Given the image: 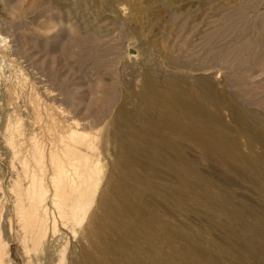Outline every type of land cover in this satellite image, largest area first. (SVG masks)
<instances>
[{"label":"rangeland","instance_id":"1","mask_svg":"<svg viewBox=\"0 0 264 264\" xmlns=\"http://www.w3.org/2000/svg\"><path fill=\"white\" fill-rule=\"evenodd\" d=\"M68 143L100 179L30 264H264V0H0L4 263L19 165Z\"/></svg>","mask_w":264,"mask_h":264},{"label":"bare ground","instance_id":"2","mask_svg":"<svg viewBox=\"0 0 264 264\" xmlns=\"http://www.w3.org/2000/svg\"><path fill=\"white\" fill-rule=\"evenodd\" d=\"M9 127L8 129H10ZM77 133L79 132L70 131V135H68L67 137L68 138L71 137L75 143H78L81 146L85 145V147H88L89 141L87 142L86 140L87 138ZM19 135H16V136L13 135V136L17 138L19 137ZM11 136L12 134L10 135V137ZM10 139H13V138H10ZM63 139H61V141ZM14 140L16 139H13V141ZM18 140H20V137ZM67 140H70V139H67ZM8 144L11 145L12 143H8ZM62 145H63V142H62ZM58 146H59V143H58ZM78 146L71 144V143L65 144L63 151H62L63 154L61 153L62 156L60 155L58 156V153H59L58 151H56L58 152L56 155L55 152L53 153L55 149L53 151H51L52 150L51 149L50 151L52 153L49 154V160H48V162L50 163V167H49L50 176H45V178L43 174L45 175L46 173L42 172L43 171L42 170V166H43L42 159L47 158V157L42 158V154L39 153V151H41L42 149L38 150L39 149L38 147V148H35L34 150L32 147V150H34V152L31 151L33 152V154H30V156L32 155L33 161L32 160L30 161L34 162V165L36 166V170L28 169V167H26V164L23 163L27 159L26 156H25L26 158L25 160H23L24 158L22 159L23 161L17 157V159H19L18 161L21 160L20 162L23 164L19 165L21 166V168H20L18 178L12 182V185H11L12 187L10 186L11 191L13 193L11 209L13 211L12 214L14 213L16 223L12 227L10 220H9L10 218H9L8 219L9 220L8 229L10 232L12 231L13 238L17 239V241L19 242L21 254L24 257L23 259H25L24 261L26 262V264H30L31 255L35 254L38 250L41 249L40 246H43L41 243L43 239L46 237L47 233L50 232V235L52 234L54 235V232L56 231L55 229H56L57 222L53 216L51 207H53L54 212L56 211V214L59 217L61 224L67 227L69 226L68 229H70V227H73L74 225H78L81 223L83 217L85 216L86 211L89 209V206H91L90 203L92 202V199H93L92 198L94 195L93 193L96 190L95 187H97L96 184L99 178L98 175L101 172L99 171L101 170V165L99 164L97 160L98 165L100 166L99 168L97 165V162L94 161L96 160V158L91 161V159L89 158H91L92 156L88 157L89 155L87 154H86L87 156L84 155V152H81L83 153L81 154L80 151H82V149L78 150L77 149ZM10 148L12 149V145L11 147H9V149ZM15 150L18 151V149H15ZM41 172L43 174H41ZM3 232H4V236H6V230H3ZM44 241L46 242V240ZM6 243L3 242V240H0V264H10V262L4 263V260H5L4 254L6 253L5 250L8 248L6 247ZM43 247H45V245ZM55 249L52 248L53 253L55 252ZM47 250H49V248ZM57 252H58V258H59L57 260L60 263L62 262V254H64L62 247L60 248V250L58 249Z\"/></svg>","mask_w":264,"mask_h":264}]
</instances>
